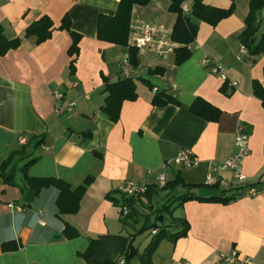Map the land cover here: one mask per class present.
Masks as SVG:
<instances>
[{"label": "crops", "instance_id": "0c3cea01", "mask_svg": "<svg viewBox=\"0 0 264 264\" xmlns=\"http://www.w3.org/2000/svg\"><path fill=\"white\" fill-rule=\"evenodd\" d=\"M118 1L0 0V26L8 39L23 38L27 27L43 16L53 21L50 39L38 45L32 37L23 38L17 49L0 57V166L23 146L24 153L34 159L26 169L22 166L28 160L18 164L15 186L0 182V264H86L79 254L87 249L90 239L107 234L129 236L127 231L134 230L123 227L120 208L106 198L107 194L120 197L118 189L126 180L162 188L156 176L163 174L166 183L179 177L184 184L201 187L211 174L218 190L236 193L231 172L218 169V163L235 152L239 124L249 133V154L242 162L244 187H256L257 194L250 196L244 188L226 205L184 203L172 217L187 221V235L174 243L163 240L153 263L227 264L220 254L234 251L240 264L247 260L264 264V108L253 95V82L264 87V53L240 56V35L250 0H203L205 5L220 9L233 5V13L215 27L197 22V35L189 46L191 56L180 66L174 64L172 50L177 45L170 35L176 16L168 11V0L134 6L128 44L133 41V28L151 25L156 29L154 41L137 49L136 68L123 63L128 61L127 48L97 40L99 16H113ZM191 5L190 0L182 4L184 15L190 16ZM261 12L258 32L262 29ZM65 16L70 29L81 37L76 58L68 55L69 34L58 29ZM159 50L162 55L156 54ZM205 57L211 60L210 65L222 67L226 80L202 66ZM73 59L75 71L71 73ZM154 68H163V74L148 75ZM102 76L110 82L131 78L136 84L137 100L123 102L116 123L100 112L105 97ZM225 82L229 95L221 92ZM56 91L63 95L60 102L54 101ZM154 91H164L180 105L153 106ZM196 99L216 108L218 121L206 122L191 114L189 107ZM70 103L74 106L68 111ZM83 132H90L88 140L79 135ZM19 137L29 143L20 144ZM37 142L40 145L36 146ZM183 151L195 156L197 166L162 167ZM27 178H53L72 188L86 178L93 182L76 214L58 216V190L54 187L43 189L31 204L24 202L29 190L22 192L21 188L27 187ZM180 187L178 191H186L177 184L153 195L149 204L143 200L144 208L155 210L152 206L160 194L166 202L175 199L169 197ZM155 196L159 197L153 201ZM66 224L78 235L67 238ZM140 226L143 228V223ZM54 233L60 239H52ZM9 242L16 249L2 250L3 243Z\"/></svg>", "mask_w": 264, "mask_h": 264}, {"label": "trees", "instance_id": "16d2710c", "mask_svg": "<svg viewBox=\"0 0 264 264\" xmlns=\"http://www.w3.org/2000/svg\"><path fill=\"white\" fill-rule=\"evenodd\" d=\"M185 1L186 0H168V11L176 16L170 35V41L177 45L172 50L174 64L176 66L183 64L191 56L189 46L195 41L198 31L197 22H203L209 26L215 27L220 21L230 17L234 8L232 5L228 9H220L205 5L203 0H190L192 2L191 14L190 16H186L182 10V4ZM149 2L150 0H119L116 12L113 16L101 15L98 19L97 40L113 46L127 48V62L132 68L138 66V51L135 47L128 44L132 10L134 6L144 7L148 5ZM248 7L249 11L244 19L245 29L240 35V41L241 44L247 48L249 56L256 57L264 53V32H262L258 38L256 37L260 28L258 15L260 11L264 9V0H250ZM58 29L64 30L69 34L71 46L69 47L68 55L69 57L74 56L76 58L79 54L78 44L81 37L70 29V20L67 16L62 19ZM52 32L53 21L49 17L43 16L27 27L23 38L32 37L35 39L36 44L40 45L51 38ZM23 38H6L3 34V28L0 26V57L5 56L10 50L17 49ZM74 63L75 59H73L69 65L71 73L75 71ZM161 74H163V68L148 70V75ZM102 77L104 82L103 94H105V97L103 105L100 107V112L110 122L116 123L119 120L123 102L137 100L136 84L131 78L110 82L108 78ZM143 82L148 87L152 88L147 81L143 80ZM225 87L226 82L221 88V92L224 94H226ZM253 95L261 101L262 107L264 108V87L259 82H253ZM151 104L155 107H164L169 104L180 105L176 99L167 95L164 91H155ZM189 111L194 116L206 122H216L220 116V112L216 108L210 106L201 99H196L189 107ZM79 135L82 139L86 140L91 136L90 132L79 133ZM33 138L34 137H32L31 140H33ZM26 143L28 144L29 141H26ZM35 145H40V142H37ZM24 152V146L18 151L11 152L0 166V182L3 185H16L14 177L20 162L28 160V162L22 166V169L28 168L34 162V159H30L31 155H27ZM95 156H97L98 159L102 158L99 153H95ZM178 178L172 183H166L162 188L150 186L144 194L136 198H126L121 194L120 197L117 198L113 197L112 194H107L106 198L111 200L114 205L121 210L120 222L123 227L132 228L134 232L129 236L107 234L98 236L95 239H90L87 249L83 253H80L79 257H81L86 264H120V261H123L124 264H130V262L137 257L139 264H154L153 255L163 240L174 243L180 238L185 237L189 231V224L186 220L172 217L176 209L189 201L215 202L226 205L240 196L242 190L241 188H236V193L229 195L228 193L233 192V189L222 190V194L219 198L200 200L196 197L195 191L207 187L187 185ZM92 182L93 179L86 178L81 185L72 188L70 184L62 180L53 178H27V187H22L21 191L24 192V190H29L35 193V195H38L43 189L54 187L58 190L56 200L57 215H74L78 212L79 203ZM177 184H182L186 189V193L175 197V199H172L173 201L169 200L163 203L155 210L148 207L152 212L151 214H154V222L148 225L147 221L149 215L141 211L142 208H144L143 200L149 204L153 195L166 191ZM209 188L218 189V186L214 185ZM123 209L127 210L125 216L122 215ZM165 214L169 216V223H165ZM140 220H143L144 227L135 230L134 228L140 223ZM146 229L150 230L151 240L144 248L143 253L138 254L137 248L134 246L133 242L135 237ZM64 235L67 238H73L77 236L78 233L73 230V227L66 224ZM11 249H16L14 243H3L2 250Z\"/></svg>", "mask_w": 264, "mask_h": 264}, {"label": "built area", "instance_id": "2783aa9c", "mask_svg": "<svg viewBox=\"0 0 264 264\" xmlns=\"http://www.w3.org/2000/svg\"><path fill=\"white\" fill-rule=\"evenodd\" d=\"M133 41L130 43V46L135 47L138 50H142L143 48L147 47L154 41V37L156 34L155 27L151 25H144L139 26L137 28H133ZM171 51L170 49L168 52ZM157 55H162L163 52L160 50L156 52ZM240 56L244 57H250L248 50L245 46L241 45L240 48ZM124 65H128L127 61H123ZM211 60L208 57H205L202 61V66L207 68V70L212 74L219 75L223 80H226L225 75L223 74L222 67L212 64L210 65ZM231 87H234V83H231ZM155 93V91H154ZM54 101L60 102L63 99V95L59 92H54L53 94ZM74 104L70 103L67 105V110H72ZM55 113H59V107L56 106ZM19 143L22 145L26 144V140L23 137H19L18 139ZM234 147L235 152L228 157L224 161H220L218 163V169L220 170H229L232 174V179L237 188L246 189V193L250 196H254L257 194L258 189L254 186H247L244 187L245 177L242 173V162L249 154V133H247L244 130V126L242 124H239L236 128L235 137H234ZM198 160L193 156V154L190 151H183L177 155L174 159L170 161H166L162 167H166L169 165H176L180 166L182 168H192L197 166ZM156 180L159 187H164L166 184V177L163 174H158L156 176ZM264 181V179H263ZM217 184V181L215 177H213L211 174H209L206 177L205 185L207 188L212 187ZM147 187L146 185L139 184L132 180H126L124 181L118 191L121 195L125 196L126 198H136L139 195H142L146 192ZM242 192V190H241ZM240 192V193H241ZM121 211V210H120ZM127 214V210H122V215L125 216ZM220 260L222 262H225L227 264H240V262L237 259L236 253L233 251L229 255L226 254H220L219 256ZM120 264H124L123 261H120ZM242 264H250V262L244 261Z\"/></svg>", "mask_w": 264, "mask_h": 264}, {"label": "rangeland", "instance_id": "374dc122", "mask_svg": "<svg viewBox=\"0 0 264 264\" xmlns=\"http://www.w3.org/2000/svg\"><path fill=\"white\" fill-rule=\"evenodd\" d=\"M261 19H262V29H261V31L260 32H263L264 31V9L262 10V12H261ZM259 30H260V28H259ZM260 32H258V33H260ZM257 33V34H258ZM260 36V35H259ZM138 85L140 86V84L138 83ZM180 189H182L181 187L180 188H178V189H175L174 191H173V194H172V196H170L169 198L171 199V197L173 198L174 196L176 197V196H178V195H180V194H184V193H186V191L185 190H181V191H178V190H180ZM160 196V198L158 199V201L156 200L158 197ZM159 196H155L154 197V199H153V201L154 200H156V202L154 203V205L156 206H152L153 207V209H156L157 207H159V206H161L163 203H165L166 202V200H167V198L165 197H162L161 196V194L159 195ZM172 200V199H171ZM142 212L143 213H145V214H147V215H149V219H148V221H147V224L149 225V224H152L153 222H154V214H151L152 212L149 210V209H143L142 210ZM165 216H166V222L169 220V216L168 215H166L165 214ZM143 223V220H140V223H139V226L141 225ZM167 223H169V222H167ZM139 226H136V228L138 229V228H141V226L139 227ZM130 229V228H129ZM133 232L132 231H127V234L128 235H131ZM122 234H125L124 233V231H123V233ZM151 240V235H150V230H148V229H146V230H144V231H142L140 234H138L136 237H135V239H134V242H133V244H134V246L137 248V251H138V254H142L143 253V250H144V248L147 246V244H148V242ZM130 264H139V261H138V257L135 259V260H132L131 262H130Z\"/></svg>", "mask_w": 264, "mask_h": 264}, {"label": "water", "instance_id": "95a60500", "mask_svg": "<svg viewBox=\"0 0 264 264\" xmlns=\"http://www.w3.org/2000/svg\"><path fill=\"white\" fill-rule=\"evenodd\" d=\"M221 191L218 189H210V188H200L196 192V197L200 200H209L213 198H219L221 196ZM35 193L32 191H27L24 196V202L31 204L33 202V198ZM60 235L58 233H54L52 239L57 240L60 239Z\"/></svg>", "mask_w": 264, "mask_h": 264}]
</instances>
